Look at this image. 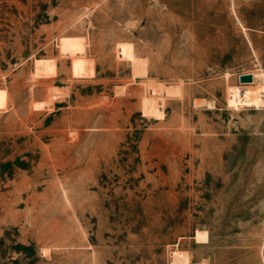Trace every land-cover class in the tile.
<instances>
[{"label": "rangeland", "instance_id": "obj_1", "mask_svg": "<svg viewBox=\"0 0 264 264\" xmlns=\"http://www.w3.org/2000/svg\"><path fill=\"white\" fill-rule=\"evenodd\" d=\"M0 264H264V0H0Z\"/></svg>", "mask_w": 264, "mask_h": 264}, {"label": "bare ground", "instance_id": "obj_2", "mask_svg": "<svg viewBox=\"0 0 264 264\" xmlns=\"http://www.w3.org/2000/svg\"><path fill=\"white\" fill-rule=\"evenodd\" d=\"M249 74H251L252 75V77H253V82H257V81H259L260 79H259V77H258V74H256V73H249ZM262 77V76H261ZM253 82H251V83H253ZM240 83V82H239ZM251 83H240V84H251ZM150 84V83H149ZM154 87V86H153ZM158 93H165V94H171L172 92L173 93H175L176 91H173L171 88H164V87H162L161 85H158ZM149 89H151L152 91H154L155 92V88L154 89H152V85H151V88H149ZM154 92H152V94L154 93ZM196 239L197 240H199V241H204L205 239H206V237H205V234L204 233H202V232H197V234H196ZM174 261L177 263V262H179V259L177 258V255L176 254H174Z\"/></svg>", "mask_w": 264, "mask_h": 264}, {"label": "water", "instance_id": "obj_3", "mask_svg": "<svg viewBox=\"0 0 264 264\" xmlns=\"http://www.w3.org/2000/svg\"><path fill=\"white\" fill-rule=\"evenodd\" d=\"M240 83H251L253 82V77L251 74H240L238 77Z\"/></svg>", "mask_w": 264, "mask_h": 264}]
</instances>
